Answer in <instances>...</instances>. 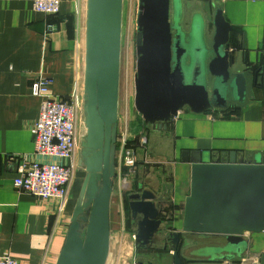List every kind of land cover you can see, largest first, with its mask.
<instances>
[{"label":"water","instance_id":"1","mask_svg":"<svg viewBox=\"0 0 264 264\" xmlns=\"http://www.w3.org/2000/svg\"><path fill=\"white\" fill-rule=\"evenodd\" d=\"M175 2L180 12L174 14L173 10V24L172 0L138 3L135 108L147 124L158 128H165L186 106L197 113L227 108L230 98L221 85L227 86L229 82L235 100L242 103L249 83L248 74L231 70L235 57L227 45L233 27L222 8L215 10L211 47L202 32L204 48L196 41H186L187 34L178 23L183 16V0ZM198 16L202 13L194 14L193 25ZM123 20L124 0H88L83 96L86 133L80 150V165L88 174V200L73 213L57 264H106L110 254ZM201 20L198 26L203 30L205 23ZM207 71L215 80L212 94ZM258 79L264 85V65L254 72L255 83ZM183 161L192 165L191 190L185 202L182 229L169 233L175 264H183L179 246L184 234L220 238V242L200 248L201 254L191 252L199 258L196 264H240L249 250L245 234L264 231V161L247 162L239 159L236 152L231 153L227 162L213 161L209 152L201 151H184ZM128 198L132 224L136 227V248L150 249L164 225L158 196L139 184ZM134 264L155 263L137 260Z\"/></svg>","mask_w":264,"mask_h":264},{"label":"crops","instance_id":"2","mask_svg":"<svg viewBox=\"0 0 264 264\" xmlns=\"http://www.w3.org/2000/svg\"><path fill=\"white\" fill-rule=\"evenodd\" d=\"M210 2L214 9L211 39L215 10L220 7L233 27L227 45L235 57L231 70L248 74L249 83L242 103L229 100L227 108L216 107L204 113L186 106L165 128L143 120L145 127L157 128L156 139L164 137L172 148L169 156L161 153L166 156L164 160L152 151L143 155V148L137 147L139 167L130 193L139 184L155 192L174 231L182 229L185 202L191 190L192 165L183 161L184 151L209 152L213 161L227 162L232 152L247 162L264 161V85L261 79L254 81V72L264 65V0ZM87 3L88 0H62L60 14L48 17L34 10L33 0H0V256L8 254L24 264H57L73 213L88 200L85 188L88 174L80 165L81 145L77 175L61 217L55 214L56 203L42 202L15 187L17 164L9 158L34 150L31 128L39 118L42 103L32 90L36 75L52 77V92L58 96H68L75 89L84 93ZM83 11L85 21L84 17H75ZM49 23L56 24L57 30L47 33ZM129 124L130 118L121 120L119 113L118 126ZM152 177L157 181L153 182ZM128 192L123 193L120 188L116 158L110 210L111 247L115 236L119 239L136 231L129 222ZM177 219L182 221L180 226L175 224ZM245 236L249 250L240 264H264V231ZM210 238L200 239L205 243L220 242L218 237ZM160 241L166 247L167 241L164 238Z\"/></svg>","mask_w":264,"mask_h":264},{"label":"built area","instance_id":"3","mask_svg":"<svg viewBox=\"0 0 264 264\" xmlns=\"http://www.w3.org/2000/svg\"><path fill=\"white\" fill-rule=\"evenodd\" d=\"M62 0H33L35 11L45 16H57ZM57 30L56 24L47 25V33ZM54 79L36 75L32 83L35 96L42 99L39 118L32 125L34 150L31 153L11 155L17 164L15 187L45 203H56V216L66 209L70 189L77 173V153L86 133L83 112V94L79 89L68 96L52 92ZM117 143V172L123 193L130 190L138 173V151L132 143L128 127H123ZM146 142L145 138L142 143ZM166 221H170L169 218ZM171 224V221L168 224ZM135 240L136 232L132 233ZM173 252V251H172ZM0 264H24L10 255L0 256Z\"/></svg>","mask_w":264,"mask_h":264},{"label":"rangeland","instance_id":"4","mask_svg":"<svg viewBox=\"0 0 264 264\" xmlns=\"http://www.w3.org/2000/svg\"><path fill=\"white\" fill-rule=\"evenodd\" d=\"M138 3H139V0H124L120 116H121V120L130 118V124L128 125V129H129V132L131 133L133 132L132 135H130L131 141L132 143L136 145V147L143 148V155L145 154V152L147 153V152L152 151L154 152V155L158 157L161 156L165 160L166 156L161 155V153L168 155V153L171 151V148H172L170 142L164 137H158V139H156L155 136H156L157 128L154 125H148L147 127H145L143 124L144 119L142 118V115L135 108V101H134L135 100V74L137 70V52H136L137 21L136 20H137V12H138ZM209 4L211 5L210 0L209 2L208 0H183V16L181 18V21L180 20L178 21L179 25L181 24L183 31H185V33L187 34V38H185L186 41L188 40L196 41L197 44L202 45L204 48L206 44L204 43L202 39V32H203V37L205 38V42H207V44L210 47L213 44V39H211V36H210V25L212 26V13L214 12V9ZM209 8H210L211 14H210V11L208 12ZM173 10H174V14H175V11L177 13L180 12V6L176 4L175 0H172L171 21L174 19ZM198 12H201L203 16V17L201 16L202 18L198 16V18L203 19L205 23L203 26V30L202 28H200V26H198V23H199L198 18H197V21L194 23V25L192 24L194 14ZM204 15L206 16V18ZM77 16L79 19L81 17L83 18L84 11L83 13L79 12L78 15H76L75 17ZM83 19L85 21L86 17H84ZM203 20H201L202 23H203ZM129 22H131V26ZM173 23H175V20L173 21ZM208 24H209V28H208ZM189 32L192 33L191 34L192 39L191 37L189 38ZM193 55L195 54L193 53ZM190 60H192V58H190ZM206 73H207L206 79L208 81L206 82L208 85V89L210 93L212 94V90L214 87L213 85L215 84V80L213 76L209 74L208 71ZM221 88L224 94L229 96L230 100L232 101L235 100L234 96L232 95L230 91V90H233L231 87V82L227 83V86L221 85ZM83 96H84V93H83ZM83 101H84V98H83ZM123 127H124L123 125H120V128L118 126L117 143L119 142V138L121 136L120 132L124 130ZM149 137H150V141H149ZM144 138L146 142L142 143V140ZM148 157L149 156H147V160H148ZM154 165H159V164H154ZM154 165L151 167H156ZM163 166L165 165H162V167ZM152 171H155V170H152ZM167 175L168 174H166V176ZM152 178H154L153 182L157 181L156 177H152ZM128 193H130V190ZM167 213L170 214L172 212L168 211ZM176 223L178 226H180L182 221L177 219L175 220V224ZM132 233H129L126 237L123 236V238H119V239L117 238V236H115L106 264H131L132 262L135 263L137 260H143L146 262L147 261L157 262V263L159 262L161 264L162 263L175 264L174 257H172L173 255L170 253V251L171 252L173 251L172 250L173 246L171 244L168 245L166 248L161 243V241H159L156 245H154L150 249L137 250L136 245H135V240L132 237L133 235ZM203 239L208 241L211 238L209 239L203 238ZM205 242L201 240L200 237L198 238L194 235L189 234L183 239V244L181 247V254L187 260H192V263L196 264L198 262H196L195 260H198L199 258L196 255L191 254V252L201 254L200 252H198L200 248L214 245L213 242H208V243H205Z\"/></svg>","mask_w":264,"mask_h":264},{"label":"flooded vegetation","instance_id":"5","mask_svg":"<svg viewBox=\"0 0 264 264\" xmlns=\"http://www.w3.org/2000/svg\"><path fill=\"white\" fill-rule=\"evenodd\" d=\"M173 16H174V14H173ZM173 21H174V19L172 20V24H173ZM173 32L176 33V30H173ZM119 128H120V125H119ZM161 209H162L161 218L163 216L164 225H163V229L158 233L154 245H156L162 238H164L167 241V245H166V248H167V246L170 245V244L173 246V242L171 241V236H170L169 233L174 231V229H173L174 227L172 225H170V223L168 224V222H170V221H166L165 220L166 210H165V208L162 205H161ZM169 242H170V244H169Z\"/></svg>","mask_w":264,"mask_h":264},{"label":"trees","instance_id":"6","mask_svg":"<svg viewBox=\"0 0 264 264\" xmlns=\"http://www.w3.org/2000/svg\"><path fill=\"white\" fill-rule=\"evenodd\" d=\"M58 16V15H57ZM52 17H56V16H52ZM69 19V18H68ZM171 209H172V207H171ZM130 221H131V223H132V220H131V218H130ZM181 247H182V244L179 246V253H180V255H181V257H182V260H183V264H194V263H192V260H187L182 254H181ZM173 257H174V254H173ZM196 262H200V261H198V260H195ZM154 263V262H153ZM174 263H175V261H174Z\"/></svg>","mask_w":264,"mask_h":264},{"label":"bare ground","instance_id":"7","mask_svg":"<svg viewBox=\"0 0 264 264\" xmlns=\"http://www.w3.org/2000/svg\"><path fill=\"white\" fill-rule=\"evenodd\" d=\"M130 4V3H129ZM130 26H131V22H129ZM132 31V30H131ZM131 55V54H130ZM124 65V64H123Z\"/></svg>","mask_w":264,"mask_h":264}]
</instances>
